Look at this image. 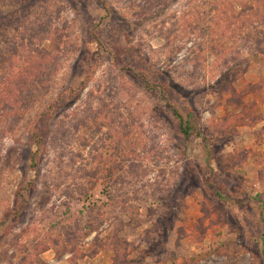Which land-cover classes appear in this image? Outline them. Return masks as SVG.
<instances>
[{
    "label": "rangeland",
    "instance_id": "obj_1",
    "mask_svg": "<svg viewBox=\"0 0 264 264\" xmlns=\"http://www.w3.org/2000/svg\"><path fill=\"white\" fill-rule=\"evenodd\" d=\"M0 264H264V0H0Z\"/></svg>",
    "mask_w": 264,
    "mask_h": 264
},
{
    "label": "trees",
    "instance_id": "obj_2",
    "mask_svg": "<svg viewBox=\"0 0 264 264\" xmlns=\"http://www.w3.org/2000/svg\"><path fill=\"white\" fill-rule=\"evenodd\" d=\"M171 107L172 114L175 116V119L178 122V127L180 133L182 134L186 142H190L194 137L201 136L200 131V118L197 112L194 109H189L187 112L183 113L180 109L176 108L174 105H169ZM33 140L37 145V150L33 153V157L37 155V152L41 148L40 140L38 133H34ZM37 159L34 160L33 166L37 165ZM36 161V162H35Z\"/></svg>",
    "mask_w": 264,
    "mask_h": 264
}]
</instances>
